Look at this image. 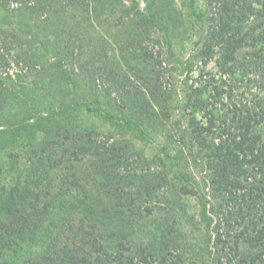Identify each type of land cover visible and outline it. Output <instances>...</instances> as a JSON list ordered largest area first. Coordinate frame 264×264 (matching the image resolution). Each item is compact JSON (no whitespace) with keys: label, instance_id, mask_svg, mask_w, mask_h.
<instances>
[{"label":"trees","instance_id":"1","mask_svg":"<svg viewBox=\"0 0 264 264\" xmlns=\"http://www.w3.org/2000/svg\"><path fill=\"white\" fill-rule=\"evenodd\" d=\"M103 260L264 264V0H0V264Z\"/></svg>","mask_w":264,"mask_h":264},{"label":"rangeland","instance_id":"2","mask_svg":"<svg viewBox=\"0 0 264 264\" xmlns=\"http://www.w3.org/2000/svg\"><path fill=\"white\" fill-rule=\"evenodd\" d=\"M184 0H176L177 4L179 6H182ZM185 12L187 13L188 17V9L186 7L183 8ZM198 32V31H197ZM180 36L176 39L175 47L178 56L175 59H170L166 62H169L166 64V68L168 69L169 73L166 74L165 81L167 82V86L170 88L175 87L178 91L183 87L185 81L188 79L191 83L194 80L200 79V72H202V67L204 64H202L200 61H198L196 58L191 57V55L194 54L195 51V45L194 42L198 38V35L196 34L195 30L191 29L189 33H186V35L183 38V43H181ZM167 54L165 53V49L161 50L160 58L165 59ZM190 59L189 65L193 66L191 71L188 72L187 69H183V64L181 63V60H187ZM184 64V65H188ZM208 70H211V66H209ZM215 70V69H214ZM206 79L210 77L209 74H206ZM146 147L149 148L148 151H152V146L148 143L146 144ZM101 264H107V262H104V260L101 262Z\"/></svg>","mask_w":264,"mask_h":264}]
</instances>
